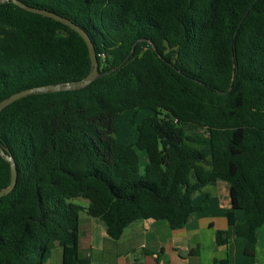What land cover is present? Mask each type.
Wrapping results in <instances>:
<instances>
[{"label":"trees","instance_id":"1","mask_svg":"<svg viewBox=\"0 0 264 264\" xmlns=\"http://www.w3.org/2000/svg\"><path fill=\"white\" fill-rule=\"evenodd\" d=\"M19 1L80 26L99 76L1 110L0 145L15 161L17 181L0 197V264H45L55 247L62 264H89L77 257L81 213L112 239L139 218L179 229L208 207L209 193L197 204L195 195L217 181L228 185V224L244 238L250 264H261L264 0ZM90 69L86 43L69 26L0 3V101L82 79ZM128 109L154 114L137 125L134 142L119 143L114 120ZM185 123L204 133L187 132ZM9 182L0 156V189ZM227 240L216 231L217 245Z\"/></svg>","mask_w":264,"mask_h":264},{"label":"crops","instance_id":"2","mask_svg":"<svg viewBox=\"0 0 264 264\" xmlns=\"http://www.w3.org/2000/svg\"><path fill=\"white\" fill-rule=\"evenodd\" d=\"M212 188L208 207L193 213L179 229H172L165 220L139 218L126 226L119 238L112 239L100 221L81 213L78 259H88L89 264H214V259L250 264L251 258L243 252L244 238L235 236L226 219L228 185L217 181ZM206 193H197L194 202L199 203ZM243 218V211L236 210L235 220L241 222ZM217 230L226 231L227 243L216 244ZM255 253L257 261L264 264V224L258 229Z\"/></svg>","mask_w":264,"mask_h":264},{"label":"water","instance_id":"3","mask_svg":"<svg viewBox=\"0 0 264 264\" xmlns=\"http://www.w3.org/2000/svg\"><path fill=\"white\" fill-rule=\"evenodd\" d=\"M6 1L8 0H0V3H4ZM12 2L15 5L19 6L20 8H23L24 10L37 13V14H41V15L50 17L56 21H59L69 26L75 32H77L82 37V39L84 40L88 48L89 58L91 61V69L86 76H84L82 79H79V80L58 82L54 84H46V85L31 87V88H27V89L15 92L11 94L10 96H8L7 98H4L0 101V112L2 109H4L6 106L11 104L12 102L16 101L19 98L25 97L27 95L34 94V93H45V92L79 89V88L85 87L86 85L91 83L95 78L99 76V72L97 69L98 62L96 58L94 45L89 35L80 26L72 22L70 19L63 17L55 12L42 9V8H38V7H34V6H30V5H26L19 0H12ZM0 156L9 163V167H10V182L7 186L0 189V197H1L9 193L15 187L16 181H17V169H16V165H15V161L13 157L9 155V153H6L3 150L1 145H0Z\"/></svg>","mask_w":264,"mask_h":264},{"label":"rangeland","instance_id":"4","mask_svg":"<svg viewBox=\"0 0 264 264\" xmlns=\"http://www.w3.org/2000/svg\"><path fill=\"white\" fill-rule=\"evenodd\" d=\"M153 114L154 111L151 109H128L121 112L119 116L114 120L113 136L115 140L119 143L134 142L137 136V125L144 118L152 116ZM183 127L187 132L191 134L201 135L204 133V129L197 124L185 123ZM139 153L141 155V164H144L146 162V155L144 152ZM211 189H213L212 185H208L204 188L203 191L209 193ZM210 198L208 200V203L209 201H211ZM48 263L61 264L60 248H54L52 250Z\"/></svg>","mask_w":264,"mask_h":264}]
</instances>
